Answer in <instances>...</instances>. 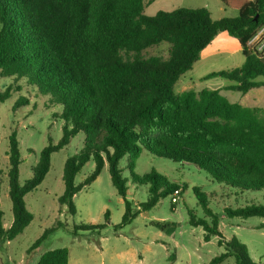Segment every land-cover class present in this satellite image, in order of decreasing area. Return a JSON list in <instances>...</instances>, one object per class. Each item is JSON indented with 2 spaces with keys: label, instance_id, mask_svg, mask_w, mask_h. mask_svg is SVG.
<instances>
[{
  "label": "trees",
  "instance_id": "trees-1",
  "mask_svg": "<svg viewBox=\"0 0 264 264\" xmlns=\"http://www.w3.org/2000/svg\"><path fill=\"white\" fill-rule=\"evenodd\" d=\"M221 1L238 16L214 20L205 7L148 16L145 0H0V77L26 80L50 96L62 108L58 117L64 122L62 138L43 148L32 177L23 184L18 134L12 132L8 175L14 220L5 229L0 208L1 244L16 239L31 224L34 215L27 209L25 196L44 182L52 155L81 133L84 148L66 160L65 190L59 198L72 215L76 214V194L95 182L106 165L125 204L123 225L181 188L156 172L142 176L134 172L145 151L193 164L215 182L243 192L264 190V110L232 103L220 90L175 93L181 76L193 69L202 51L222 32L238 40L245 62L212 76L234 82L227 89L242 94L264 87V81L258 80L264 78V56L250 46L264 28V0ZM162 43L170 45L167 57L143 55ZM10 97V88L0 92V102ZM21 104L27 100L17 106ZM125 157L131 181L149 186L148 201L136 211L127 196L130 179L120 166ZM91 159L96 163L93 172L76 184L77 175ZM194 192L206 217L190 213V224L204 228L205 241L218 236L219 246L225 249L205 264H222L232 257L236 264H260L236 236L224 238L208 195L198 187ZM225 213L230 218L264 219V206L226 207ZM105 219L110 220L109 211ZM105 227L81 224L76 228L97 231ZM259 229H264V223ZM55 230H46L31 250ZM37 264H69V250H49Z\"/></svg>",
  "mask_w": 264,
  "mask_h": 264
},
{
  "label": "rangeland",
  "instance_id": "rangeland-1",
  "mask_svg": "<svg viewBox=\"0 0 264 264\" xmlns=\"http://www.w3.org/2000/svg\"><path fill=\"white\" fill-rule=\"evenodd\" d=\"M201 7L207 8L214 20L238 16L237 11L227 7L221 0H145V14L148 16H154L159 11ZM250 46L264 56L263 28ZM169 48L168 43H162L147 49L143 55L167 57ZM244 62L245 57L238 40L222 32L202 51L193 69L181 76L175 86V93L179 95L186 90H220L232 103H239L249 97V106H255L256 97L264 96V88L254 89L245 96L241 92L227 89L234 82L221 76H212L240 68ZM258 80L264 81V78ZM8 88L11 97L0 102V208L4 213L5 229L14 220L8 175L9 139L12 132L18 134L23 161L20 166V182L23 184L32 177L43 148L50 142L57 144L60 141L64 126L58 117L62 108L53 104L50 96L39 93L26 80L0 77V92L4 93ZM24 100H27V104L18 107L17 103ZM84 145L85 135L81 133L71 139L68 146L52 155L51 168L44 182L25 196L27 209L34 215V219L16 239L0 243V264H37L45 252L59 248L69 250V264L208 263L225 252V249L219 246L218 236L212 235L209 241H205L207 232L204 228L194 227L189 222L190 213L199 219L206 217L194 192L195 187L208 195L209 208L217 214L219 229L224 238L229 240L236 236L248 246L252 259L264 264V229H259L264 219L230 218L225 213L226 207L240 208L253 204L264 206V190L243 192L215 182L208 173L193 164L175 162L150 152H143L137 159L134 172L140 176L156 172L179 185L182 191L178 203L172 204L171 196H168L151 210L142 212L130 224L123 225L125 204L111 181L109 167L106 165L95 182L76 194V214L72 215L67 205L59 203L65 190L64 165ZM128 164L129 158L125 157L120 166L124 170V177L130 179L127 196L132 201L133 211H136L148 201L149 186L131 181ZM95 165L94 159L86 163L75 183H82L93 172ZM107 211L110 213L109 221L105 219ZM81 224L106 227L103 230L83 231L76 228ZM52 228L56 230L38 248L31 250L36 240ZM222 264H236V261L232 257Z\"/></svg>",
  "mask_w": 264,
  "mask_h": 264
},
{
  "label": "crops",
  "instance_id": "crops-1",
  "mask_svg": "<svg viewBox=\"0 0 264 264\" xmlns=\"http://www.w3.org/2000/svg\"><path fill=\"white\" fill-rule=\"evenodd\" d=\"M231 86V85H230ZM262 88H264V87H262ZM185 89H187V88H185ZM257 89H260V88H257ZM254 89H252V90H250L248 93H246V94H244L245 96H248L249 95V93L251 92V91H253ZM186 91H188V90H186ZM262 98H264V96H258V97H256V103L257 104H255V106H249V97H246L244 100H242V101H240L238 104H240V105H243V106H247V107H258V108H261V109H263L264 110V104H262V105H260V102L261 103H264V99L263 100H261Z\"/></svg>",
  "mask_w": 264,
  "mask_h": 264
},
{
  "label": "built area",
  "instance_id": "built-area-1",
  "mask_svg": "<svg viewBox=\"0 0 264 264\" xmlns=\"http://www.w3.org/2000/svg\"><path fill=\"white\" fill-rule=\"evenodd\" d=\"M181 191H182V188H179L173 192V194L171 195L172 204H176L179 202V200L181 199Z\"/></svg>",
  "mask_w": 264,
  "mask_h": 264
}]
</instances>
